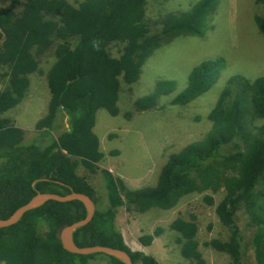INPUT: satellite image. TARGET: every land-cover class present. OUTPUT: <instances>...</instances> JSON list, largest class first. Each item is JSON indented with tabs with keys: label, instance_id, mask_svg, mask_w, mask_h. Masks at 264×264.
<instances>
[{
	"label": "trees",
	"instance_id": "16d2710c",
	"mask_svg": "<svg viewBox=\"0 0 264 264\" xmlns=\"http://www.w3.org/2000/svg\"><path fill=\"white\" fill-rule=\"evenodd\" d=\"M194 2L190 0L187 9L162 8L156 17L149 14L148 0H9L0 7V219L37 193H82L96 208L91 221L73 234L78 247L107 246L125 251L132 264H159L125 245L115 225L119 208L141 214L153 208L168 211L192 194H206L203 199L212 206V195L222 192L214 212L228 236L206 245L227 255L228 264H241L243 238L236 215L242 210L254 229L255 263L264 264V76L250 80L230 74L203 115L202 138L171 154L154 186L132 189L102 170L103 193L96 198L95 189L75 173L76 166L93 170L103 159L93 132L95 116L99 110L119 115L121 85L139 79L154 50L179 36H204L210 28L221 0ZM255 4L263 7L264 0ZM254 23L264 37V14L255 15ZM153 27L159 32L153 33ZM113 44L122 45L117 58L108 51ZM227 65L216 59L194 67L170 105L187 106L208 93ZM31 76H43L49 99L34 136L25 142L24 131L3 115L27 97ZM175 85L159 82L154 94L136 101V108L154 107L156 98ZM200 115L195 120L202 119ZM58 117L66 123L60 132L55 126ZM85 215L79 201H48L26 212L15 225L0 229V264H123L104 254L63 250L60 229ZM169 229L179 235L181 257L202 264L194 219L176 218ZM161 233L160 228L154 231L156 236ZM139 241L149 246L153 237L143 235Z\"/></svg>",
	"mask_w": 264,
	"mask_h": 264
},
{
	"label": "rangeland",
	"instance_id": "374dc122",
	"mask_svg": "<svg viewBox=\"0 0 264 264\" xmlns=\"http://www.w3.org/2000/svg\"><path fill=\"white\" fill-rule=\"evenodd\" d=\"M189 1L148 0L149 14L156 17L162 8H186ZM193 1L196 3L199 0ZM8 2L0 0V7ZM257 14H264V6L256 5L255 0H221L204 36L176 37L153 51L141 67L139 79L135 83L121 85L117 102L120 110L118 116L112 117L104 110L96 112L93 132L99 139L103 159L93 170L81 165L75 168L76 175L85 178L95 189L96 198L103 193L102 170H107L132 189L154 186L168 157L202 138L206 131L203 115L209 112L230 74H240L250 80L264 76V37L258 35L254 23ZM153 28V33L159 32V29ZM121 50V44H113L108 51L117 58ZM216 59H224L228 65L222 69L208 93L187 106L170 105L186 87V80L193 68L207 60ZM45 62L50 65L52 58ZM167 81H175L176 85L170 93L158 96L154 107L144 111L136 108L137 100L151 96L159 82ZM46 99L48 103L46 80L43 76H31L27 97L3 115L24 131L25 142L34 136L35 124L46 112ZM126 114L129 118H125ZM198 114H201L202 119L195 120ZM55 126L60 132L65 129L66 123L58 117ZM222 194L212 195V206L203 199L206 194H192L168 211L153 208L141 214L133 208L128 210L122 207L116 214V229L132 252L149 255L159 264H196L181 257L180 244L177 242L179 235L169 229L176 218L185 221L193 218L198 229L196 241L202 264H228L227 255L206 245L211 240H225L228 236V230L220 224L214 212V206L221 200ZM236 217L243 238L241 264H256L251 247L254 229L248 224L242 210L238 211ZM158 228L162 229V233L156 236L154 231ZM143 235L153 237L149 246L140 243L139 238ZM94 264L107 263L96 261Z\"/></svg>",
	"mask_w": 264,
	"mask_h": 264
},
{
	"label": "water",
	"instance_id": "95a60500",
	"mask_svg": "<svg viewBox=\"0 0 264 264\" xmlns=\"http://www.w3.org/2000/svg\"><path fill=\"white\" fill-rule=\"evenodd\" d=\"M48 201H55L60 203L79 201L84 206L86 211V215L82 220H79L70 225H65L60 229L58 238L64 251L70 254L83 256L92 254H104L116 258L123 264H132L130 256L123 250L100 245L78 247L74 243V232L77 229L86 226L91 221L96 208L93 200L89 196L82 193L71 192L64 196H60L54 193H37L27 203L18 207L8 218L0 219V229L15 225L26 212L38 208Z\"/></svg>",
	"mask_w": 264,
	"mask_h": 264
}]
</instances>
